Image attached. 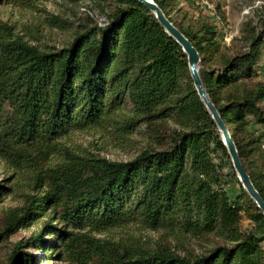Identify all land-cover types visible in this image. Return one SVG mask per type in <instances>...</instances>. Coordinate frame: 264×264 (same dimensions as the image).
<instances>
[{
    "label": "trees",
    "instance_id": "1",
    "mask_svg": "<svg viewBox=\"0 0 264 264\" xmlns=\"http://www.w3.org/2000/svg\"><path fill=\"white\" fill-rule=\"evenodd\" d=\"M173 1L153 0L199 53L204 89L264 201V82L253 68L264 26L249 36L243 53L230 56L210 21L190 29L172 21ZM31 2L0 0V7ZM167 122L175 129L162 135L164 146L128 161L65 146L72 134L95 126L132 134ZM226 159L186 55L137 0H113L103 24L82 26L57 50H40L0 22V161L11 175L0 183V195L22 201L5 213L0 240L47 217L14 244L9 264H35L27 249L64 252L78 264H264V216L232 165L230 174L223 172ZM226 177L238 182L241 204L229 199ZM242 213L253 223L249 231L240 229ZM135 221L223 241L189 257L166 249L128 251L88 235ZM48 237L59 246L48 248Z\"/></svg>",
    "mask_w": 264,
    "mask_h": 264
},
{
    "label": "rangeland",
    "instance_id": "2",
    "mask_svg": "<svg viewBox=\"0 0 264 264\" xmlns=\"http://www.w3.org/2000/svg\"><path fill=\"white\" fill-rule=\"evenodd\" d=\"M112 3L113 0L80 2L32 0L30 6L7 4L0 7V22L10 28L14 37H19L40 50H57L67 46L74 33L82 26L103 24L106 13L112 8ZM169 18L184 29L194 28L197 23L205 20L210 21L217 27V36L223 52L231 56L235 53H243L247 49L249 36L255 32H262L264 0H174ZM259 52L260 57L253 68L256 72L255 78L264 82V41ZM158 126L160 128L149 131L150 129L142 125L132 134H123L120 130L106 125L95 126L75 132L65 146L73 151L80 150L85 154L109 161H128L145 148L159 147L162 135L170 129H175V125L171 122L161 123ZM223 172L231 173V162L227 159ZM10 176L7 168L0 161V183L4 184L5 179ZM225 181V190L229 199L241 204L239 181L232 177H226ZM21 203L18 195L14 193L7 196L0 195V232L5 213L20 207ZM241 216V231L251 230L252 221L243 213ZM46 219L47 217H43L30 228L16 231L0 240V264H9L8 256L14 244L27 240L41 228ZM88 235L90 238L128 251L166 249L189 257L206 254L223 241L222 238L213 235L193 238L192 234L177 232L166 227L153 230L146 228L140 221L129 222L101 234L88 233ZM46 240L48 248L59 246L55 237H48ZM260 247L264 253V240L260 243ZM25 252L35 257V264H39V260L42 261L41 264H78L72 258H67L64 252L61 257L57 256L56 251L45 253L44 249H27Z\"/></svg>",
    "mask_w": 264,
    "mask_h": 264
},
{
    "label": "water",
    "instance_id": "3",
    "mask_svg": "<svg viewBox=\"0 0 264 264\" xmlns=\"http://www.w3.org/2000/svg\"><path fill=\"white\" fill-rule=\"evenodd\" d=\"M140 4L146 7L156 18L160 26L164 31L174 39V41L181 47L182 51L186 55L187 67L189 71L190 78L192 80L193 87L206 108L207 112L214 121L216 128L220 134L221 141L226 148L227 154L229 156L232 168L235 175L243 188L247 193L249 198L254 202L256 207L260 210L264 216V201L259 195V193L254 188L252 181L246 170L244 169L241 160L238 156L236 146L228 130L226 129L223 121L221 120L218 111L211 103L202 81L199 76L200 69V55L197 50L191 45L190 41L168 20V18L163 14L161 9L153 2V0H137Z\"/></svg>",
    "mask_w": 264,
    "mask_h": 264
}]
</instances>
